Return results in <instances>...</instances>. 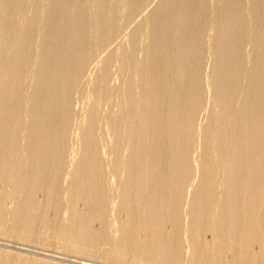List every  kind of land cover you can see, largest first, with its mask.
<instances>
[{"label": "bare ground", "instance_id": "6f19581e", "mask_svg": "<svg viewBox=\"0 0 264 264\" xmlns=\"http://www.w3.org/2000/svg\"><path fill=\"white\" fill-rule=\"evenodd\" d=\"M64 260L264 264V0H0V264Z\"/></svg>", "mask_w": 264, "mask_h": 264}, {"label": "rangeland", "instance_id": "374dc122", "mask_svg": "<svg viewBox=\"0 0 264 264\" xmlns=\"http://www.w3.org/2000/svg\"><path fill=\"white\" fill-rule=\"evenodd\" d=\"M63 263H65V264H79V263H77L75 261H71V260H70V262H69V260H64Z\"/></svg>", "mask_w": 264, "mask_h": 264}]
</instances>
